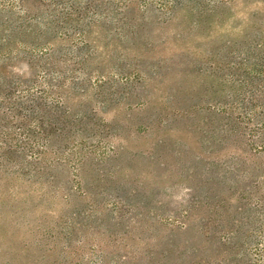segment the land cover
Listing matches in <instances>:
<instances>
[{
	"label": "rangeland",
	"instance_id": "374dc122",
	"mask_svg": "<svg viewBox=\"0 0 264 264\" xmlns=\"http://www.w3.org/2000/svg\"><path fill=\"white\" fill-rule=\"evenodd\" d=\"M0 264H264V0H0Z\"/></svg>",
	"mask_w": 264,
	"mask_h": 264
}]
</instances>
